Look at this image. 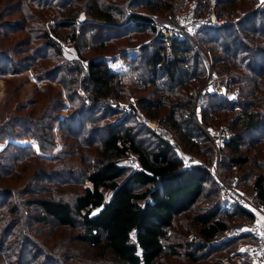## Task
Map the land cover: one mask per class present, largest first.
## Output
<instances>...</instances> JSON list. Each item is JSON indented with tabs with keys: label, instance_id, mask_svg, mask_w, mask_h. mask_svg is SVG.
Wrapping results in <instances>:
<instances>
[{
	"label": "trees",
	"instance_id": "trees-1",
	"mask_svg": "<svg viewBox=\"0 0 264 264\" xmlns=\"http://www.w3.org/2000/svg\"><path fill=\"white\" fill-rule=\"evenodd\" d=\"M77 2L72 5L71 0H65L63 5H58L55 0H51L44 5L38 3L36 8L37 11L44 8L41 15L45 14V19L53 23L51 30L55 35L59 29L67 30V37L72 41L78 38L80 32L91 34L95 30H114L116 39L129 31H150L152 37L133 45L137 52L132 58L129 59L126 52H122L121 57L132 62L126 73L112 71L103 58L105 53L101 54L100 51V56L87 59L79 57L84 62H77L71 67L75 78L69 81L77 85L85 98L78 108L65 116L63 122L67 123L64 125L82 127L85 118L96 112L99 119L114 116L117 110L112 108L115 103L111 102L132 99L128 103L130 106L137 107L169 128L181 148L186 153L199 155L205 165L212 162L214 153L202 131L207 127L225 125L232 138L221 151L224 176H228L234 168L242 169L244 166L248 175H256L252 183L253 199L255 204L264 209V9L244 11L245 4L254 0H215L217 18H230L237 13L240 17L235 22H226L217 28H202L196 41L200 46L213 45L207 51L212 55L215 70L231 77V86L237 90L238 100L228 102L208 95L205 104L199 109L198 121L194 100L203 81L204 68L200 54L186 40L172 39L169 57L167 47L150 26L153 21L150 13L133 11L118 22L120 12L112 0ZM30 3L33 1L24 0V4ZM146 3H137L135 8L141 6L148 11L159 8L158 3L152 7ZM159 5L166 9L174 8L171 1L163 0ZM207 9L205 4L198 5L195 13L202 16ZM81 12L87 17L82 23L78 20ZM8 27L10 31H16L12 25ZM77 30L79 32L76 34ZM105 36L97 35L96 38L102 41L96 46H105ZM47 47H51V43L48 42ZM5 60L6 57L0 53V62ZM76 92L72 91L73 97ZM72 102L70 98L68 104ZM130 119V115H125L106 126L104 137L99 142L100 159L88 166L81 176L82 183L88 185L83 186L71 201L65 197L66 194H62L63 189L53 188V184L59 187L67 182L57 173H47L39 168L28 175L22 191H15L13 186L5 185L0 187V197L21 196L23 190H29L28 196L35 197L26 199L25 205L28 208L34 206L37 214L29 218L27 228H32L34 224L51 225L52 230L69 232L66 239L60 238L56 243H49L48 247L53 252L61 249L59 255L69 261L71 256L77 254L69 255V248L64 246L82 245L86 254L90 251V261L85 259L80 264H157L164 255L178 258L181 253L176 251V246L167 244L168 230L172 228L176 217L185 214L198 239V242H194L198 244L189 243L184 252L191 263L209 259L214 252L222 250L224 253V245H228L230 240L232 243L239 240L248 242L230 238L223 243L213 244L228 230L226 220L235 217L238 218L235 223L250 220L251 213L237 206H233L231 211H222L218 203L208 211L200 209L191 212L202 197L207 200L212 192V189L209 194L205 191L206 184L211 182L207 168L191 166L182 169L181 161L174 156L167 143L144 125L129 123ZM93 130L94 138L99 131ZM256 146L260 148L249 158V152ZM129 154L135 158V168L120 162ZM26 157H33L37 161L41 158L33 153ZM9 174L4 169L0 171V178L9 177ZM101 189L109 190L110 194L105 196ZM54 191L61 195H54ZM44 194L45 197L40 196ZM8 213L14 212L10 210ZM10 223L8 221L6 227ZM5 228H0V264H33L26 258L28 253L25 254L26 246L31 245L30 239L21 236L13 249L5 239L8 231ZM131 232L137 247L129 238ZM33 233L36 234L34 230ZM35 250L39 251L37 248ZM38 255L46 260L42 264L52 263H46L51 260L47 258L46 252L43 254L41 251L35 257ZM84 258L87 257L84 255Z\"/></svg>",
	"mask_w": 264,
	"mask_h": 264
},
{
	"label": "rangeland",
	"instance_id": "rangeland-1",
	"mask_svg": "<svg viewBox=\"0 0 264 264\" xmlns=\"http://www.w3.org/2000/svg\"><path fill=\"white\" fill-rule=\"evenodd\" d=\"M32 1L33 3L26 5L24 0H0V53L6 57L5 62H0V171L5 169L10 172L9 177L0 178V187L8 185L13 186L15 191H22L28 175L35 168H39L40 171L47 173H57L61 179L67 182L66 185L59 187L53 184V188L63 189L64 193L62 194H66L65 197L71 201L73 196L79 193L83 186L88 185L87 183H82L81 176L84 175L88 166L93 165L97 159H100L98 155L99 142L104 137L106 126L112 125L122 116H125L120 104H128L132 101V99L127 101L116 99L111 102L112 104L118 103L115 107H112L117 110L114 116L111 115L99 119L96 112L85 118L82 127L76 124L66 127L64 124L67 122H63L65 116L78 108L82 104V99L85 98V94L79 90L77 85L75 83L71 84L69 81L71 78H75L71 67L77 62L80 64L84 62L79 60V57L87 59L100 56L98 52L100 51L101 54L105 53L103 58L107 60L112 71L126 73L132 62L122 58V52L125 51L129 59L132 58L137 52L133 45L152 36L150 31L142 33L129 31L126 35L116 39L113 36L114 30H106L104 32L95 30L89 34L85 33L83 29H79L84 32V36L81 35L83 32H80L78 38L72 41L67 37L69 35L67 30L59 29L58 34L55 35V32L51 30L53 23L45 19V14L41 15V11L44 8L37 11L36 5L38 3L44 5V3H48L51 0ZM71 1L73 5L77 4L79 0ZM112 1L118 12H120L119 16H117L118 22L124 20L130 12L134 11L142 14L150 13V17L157 24L164 23L178 14L184 13L191 8H196L198 5L202 6L205 4V6L209 7L211 1L215 2V0H202L203 3L201 0H182V2L181 0H164L166 2L171 1L174 6L173 9H166V7L159 5L163 0H147V3L146 0ZM55 2L58 5H63L65 0H55ZM141 2H145L151 7L158 3L159 8L155 11H148L147 8L141 6L135 8V5L137 3L141 4ZM22 9L27 10L28 13L25 14ZM249 9H264V0L248 2L245 4L244 11ZM207 12L208 9L204 15ZM214 15L216 16L215 7ZM78 17L81 23L87 19L85 13L83 14L82 12ZM238 17H240V14L237 13L230 18L217 19L224 21L225 24L226 22H235ZM9 25H12L16 31H10ZM18 28L21 30H17ZM79 30L76 31V34ZM101 34H106L103 39H106L104 47L96 46V44L99 45V41H102V39L96 38L97 35L100 37ZM48 42L51 43V47H47ZM201 47L203 49L206 48L205 50H210L213 45H202ZM101 48H104V50ZM76 51L78 54H76ZM213 68L215 69L214 64ZM75 90H77V94L73 97L71 93ZM78 95H80V98H78ZM70 98L73 102L68 104ZM234 114L235 112L232 113V115ZM129 123L136 124L139 122L131 115ZM92 129H94L93 131H99L94 138ZM202 133L206 138L205 133L203 131ZM179 147L182 149L180 145ZM259 148L260 146L254 147L249 152L248 157L250 158ZM30 153L41 158L37 161L33 157H26ZM183 153L199 160L204 167H209L216 158V153L213 151L212 162L209 165H205L203 164L204 159L199 157V155L186 153L184 150ZM173 154L177 156L174 151ZM219 154L218 164L222 171L223 159L221 152ZM48 158L51 159L48 160ZM120 162L131 168L137 166L135 158L131 154L120 160ZM247 173V169L244 166L242 169H233L225 178H236L237 181L239 180V190L255 203L252 183L256 175H248ZM256 173H259V171H256ZM222 174L224 175L223 171ZM5 181H8V183ZM217 187L216 183L211 179V182L209 181L206 184L205 191H208L209 194V190L212 189V192H210L207 200L202 197L196 206L192 208L191 212H197L200 209L208 211L212 208V205L217 203L222 211H231L233 206L225 204L219 199ZM35 189L37 190L38 187ZM101 190L105 196L110 194L107 189ZM213 190L215 191L213 192ZM23 192L24 194H21V196L0 197V228L4 229L8 221H11L10 225L5 228L8 230L5 236L8 245L14 249L20 241V237L27 236L31 245L26 246L25 254L28 253L26 258L28 262L33 264H42L46 261L43 260V256L38 255L37 258L35 257L41 251L43 254L46 252L47 258L51 259L46 263L80 264L85 259H87V262L90 261L88 259L90 251L86 254V249L80 244H73L71 247L69 245L64 246L69 248V255L77 254L75 257L71 256L69 261H65L59 255L61 249L56 252L50 250V247H48L49 243H56L60 238L66 239L69 232L64 233L61 229L52 230L50 228L51 225L36 226L34 224L32 228H27L29 218L36 215L37 210L34 206L28 208L25 205L26 199L35 196H28L30 194L28 193L29 190H23ZM53 194L61 195V193L56 191ZM40 196L45 197V194ZM10 210H13L14 213L9 214L8 211ZM186 216L187 214L176 217L172 228L168 230L167 244L176 246V251L181 254L178 255V258L164 255L158 260L157 264H228L238 257L237 244L232 243L228 248V253L215 254V256L203 261L189 262L184 256V252L189 243H193L192 245L198 244L194 243L198 242V239L193 225L189 223L190 221ZM237 220L238 218L236 217L232 220H226L228 229ZM33 230L36 234L33 233ZM49 231L51 232L49 233ZM47 237H49L48 241H46ZM36 248L39 250L38 252H36ZM83 254L87 258H84ZM215 257L222 258V262L216 263Z\"/></svg>",
	"mask_w": 264,
	"mask_h": 264
},
{
	"label": "built area",
	"instance_id": "built-area-1",
	"mask_svg": "<svg viewBox=\"0 0 264 264\" xmlns=\"http://www.w3.org/2000/svg\"><path fill=\"white\" fill-rule=\"evenodd\" d=\"M224 24L214 15V2L211 1L206 15L198 16L195 8H191L184 13L178 14L170 18L168 21L157 24L154 21L150 26L154 29L155 35L167 47V55L170 57L169 50L172 39L186 40L189 45L200 54L201 62L204 68V79L196 92L194 100L195 116L199 121V109L205 104L208 95H214L217 98L228 102H236L238 100L237 91L231 86V77L226 73H219L213 68V61L209 51L203 49L196 41V36L202 28H217ZM117 104L112 105L115 107ZM124 115H132L140 124L144 125L161 141L167 143L177 155L176 157L182 163V169L191 166H203L202 163L187 156L180 149L176 142L172 131L158 122L157 120L147 116L135 106L129 104H120ZM216 158L209 167H206L210 178L218 186L219 199L228 205L237 206L251 213L250 220H241L235 223L230 229L226 230L222 239H245L239 246V256L228 264H264V209L249 200L238 188L236 178H225L222 174L219 162V156L222 149L230 142L232 134L228 127L221 125L217 128L207 127L203 130ZM235 169V168H234ZM129 238L137 247L134 234L131 232ZM219 239L218 241H220ZM216 242V241H214ZM139 253V250H137Z\"/></svg>",
	"mask_w": 264,
	"mask_h": 264
},
{
	"label": "crops",
	"instance_id": "crops-1",
	"mask_svg": "<svg viewBox=\"0 0 264 264\" xmlns=\"http://www.w3.org/2000/svg\"><path fill=\"white\" fill-rule=\"evenodd\" d=\"M181 2H182V0H181ZM180 2V3H181ZM179 3V4H180ZM113 58V57H112ZM220 238H217L216 240H214V241H216V242H213V244H220V243H223V242H225L226 240L225 239H222V237H223V234H221L220 236H219ZM219 239H221L220 241H218ZM235 243L237 244V247H236V250H237V253L239 254V246L243 243V241H241V240H239V241H235ZM234 243V244H235ZM228 245H224V248H223V252L224 253H228V248L231 246V244H232V241L230 240V243H227ZM225 249H227V250H225ZM222 251V250H221ZM214 252L213 253V255L212 256H215V254H224V253H222V252ZM233 259V258H232ZM215 260L216 261H220V263L222 262V258H220V257H215Z\"/></svg>",
	"mask_w": 264,
	"mask_h": 264
}]
</instances>
